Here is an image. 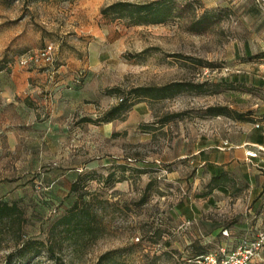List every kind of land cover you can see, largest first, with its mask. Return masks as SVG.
<instances>
[{
    "label": "rangeland",
    "instance_id": "1",
    "mask_svg": "<svg viewBox=\"0 0 264 264\" xmlns=\"http://www.w3.org/2000/svg\"><path fill=\"white\" fill-rule=\"evenodd\" d=\"M116 1L151 0H0V202L18 208L0 221V264H98L105 253L102 264H197L190 257L201 246L220 252L212 229L232 226V206L193 223L186 216L205 182L187 156L201 136L223 138L232 126L204 117L208 106L264 121V88L231 78L264 72V63L239 65L245 42L264 45V18L246 12L257 0H169L176 16L150 25L101 13ZM46 42L52 66H19ZM172 81L207 82L208 92L131 98L102 121L130 88ZM69 86L79 95L49 98ZM75 201L88 214L66 232L57 220Z\"/></svg>",
    "mask_w": 264,
    "mask_h": 264
},
{
    "label": "crops",
    "instance_id": "2",
    "mask_svg": "<svg viewBox=\"0 0 264 264\" xmlns=\"http://www.w3.org/2000/svg\"><path fill=\"white\" fill-rule=\"evenodd\" d=\"M258 7L255 2H252L246 10L251 22L256 14L264 18ZM243 50L246 57L247 54L264 51V45L259 44L253 50L251 45L245 42ZM260 63H264V59L243 60L239 65ZM67 67H75V64L67 65ZM258 74L260 75L248 76L245 73L243 75L252 85L264 88V72ZM69 87L68 90L50 94L49 98L57 104L58 99H68L79 95L72 91L71 86ZM228 121L232 126L228 128L229 132L223 135V138L216 135L209 139L203 135L196 142L197 149L187 156V158L190 157V163L194 164L195 174L200 173L201 180L205 181L197 191L192 192L193 198L190 199L189 207L185 209L189 220L192 223L202 220L205 217L204 214L214 207L227 210L232 206V211L236 213L229 229H224L223 226L212 229V234L215 231H221L222 234L224 242L221 243L219 251L231 249L234 247L233 244L241 238H251L259 230H264V121L232 119ZM247 150L256 152V156H246ZM222 174L223 183L219 182L215 187H208L212 177ZM228 181L233 187L228 186ZM224 230L226 233L223 232ZM198 231V236L202 238H208L211 235V233H200L199 229ZM261 256H264V249ZM260 262V258L253 260V263Z\"/></svg>",
    "mask_w": 264,
    "mask_h": 264
},
{
    "label": "trees",
    "instance_id": "3",
    "mask_svg": "<svg viewBox=\"0 0 264 264\" xmlns=\"http://www.w3.org/2000/svg\"><path fill=\"white\" fill-rule=\"evenodd\" d=\"M207 12H204L202 16L191 24V29L194 31H199V25L203 22V19L207 17ZM103 15H112L115 17L126 18L133 25H150V24H160L169 18L176 16L174 13V8L171 5L169 0H151L148 2H130V1H116L113 2L101 9ZM247 60H258L264 59V51L257 52L254 54H247L245 57ZM3 66L0 65V71L3 70ZM214 70V68H211ZM231 78L234 80L233 83H245L246 79L243 74L233 73ZM223 81V80H221ZM226 81V79H224ZM207 82L192 83V82H183V81H172L163 85H149V86H137L130 88L127 91L126 96L119 98V102L112 106L102 117L104 123L111 122L118 115L124 111L129 110V108L134 104L131 101V98L140 99H163L169 98L173 95L181 93L183 91H195L197 93L208 92ZM175 116L178 114H174ZM204 117H217V116H226L232 120H252L251 112L247 113L238 112L235 109L229 108L225 105H215L208 106L205 108ZM250 118V119H249ZM80 121L95 123L96 120L92 118L82 117ZM222 176H214L210 179L208 187H215L219 182L223 183L224 179ZM121 181V180H118ZM76 188V181L71 184V190L74 191ZM77 201L68 209L66 214L60 216L57 222L62 224L66 232H72L78 229H82L81 221L79 218L82 217L80 214H88L87 210L78 211L76 210ZM18 208L15 204H8L7 202H0V221L6 217H11L17 213ZM89 229V226H85ZM224 229H229L230 226H223ZM237 243L233 244L234 246ZM201 249L194 250L192 261L196 262L199 256L204 255L205 250ZM232 249V248H231ZM230 250V249H228ZM108 253L103 254L98 264H102L104 260L109 261ZM261 263V262H260ZM259 264V263H252Z\"/></svg>",
    "mask_w": 264,
    "mask_h": 264
},
{
    "label": "built area",
    "instance_id": "4",
    "mask_svg": "<svg viewBox=\"0 0 264 264\" xmlns=\"http://www.w3.org/2000/svg\"><path fill=\"white\" fill-rule=\"evenodd\" d=\"M260 10L264 13V0H257ZM55 60V47L53 43L46 42L43 46L29 49L18 59L22 68L50 67ZM246 156L255 157L256 152L245 151ZM224 233L225 230L223 231ZM264 249V230H259L251 238H241L230 250L221 249L219 254L208 253L196 260L197 264H252L255 258L264 262L261 252Z\"/></svg>",
    "mask_w": 264,
    "mask_h": 264
}]
</instances>
